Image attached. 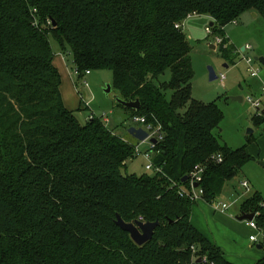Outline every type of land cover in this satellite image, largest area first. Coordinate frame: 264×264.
<instances>
[{
    "label": "trees",
    "instance_id": "16d2710c",
    "mask_svg": "<svg viewBox=\"0 0 264 264\" xmlns=\"http://www.w3.org/2000/svg\"><path fill=\"white\" fill-rule=\"evenodd\" d=\"M248 13L264 20V0H0V264H232L192 225L195 202L171 185L187 186L182 179L202 166V198L213 203L254 160L248 146L220 143L216 103L193 98L183 31L189 18H210L221 57L233 62L225 28ZM51 38L73 56L79 79L110 71L117 97L139 101V111L118 106L159 129L152 159L161 174L125 175L139 141L98 117L82 124L66 107ZM242 210L264 236L261 194ZM117 215L160 226L138 246Z\"/></svg>",
    "mask_w": 264,
    "mask_h": 264
},
{
    "label": "rangeland",
    "instance_id": "374dc122",
    "mask_svg": "<svg viewBox=\"0 0 264 264\" xmlns=\"http://www.w3.org/2000/svg\"><path fill=\"white\" fill-rule=\"evenodd\" d=\"M252 16L253 14H246L241 22L237 25H229L225 31V37L227 38L229 35L240 51L243 48L241 46H245V52L240 54L241 57L236 60L235 64L228 65V68L224 67L225 60L219 51L221 43L216 44L215 36L209 35L206 31L210 27V19L207 17L189 18L183 26V31L192 48L191 58L195 72L193 98L206 104L216 103L223 112L224 118L221 127L215 131L222 145L234 150L248 146L254 155V157L252 156L254 160L244 166L242 171L227 183L222 194L212 204L198 200L194 210L205 218L209 209L221 208L223 204H227L229 206L227 214L234 216L233 218L240 224L247 222V220L239 221L237 218L241 214L240 205L243 202V199L241 200L243 193L251 189L252 194L258 191L264 199V167L260 164V162H264V124L256 126L253 123V117L258 111L247 102L249 97L254 99L262 97L264 64L255 59L263 58L261 52L264 54V20L261 17L256 19ZM50 43L55 54L53 63L61 76V92L66 107L74 111L75 116L82 124L89 120L92 114L98 118L107 114L110 119L109 127L114 134L133 141L135 138L129 135L128 129L141 125L132 122L129 119L130 114L118 106L115 90L112 89L110 93H106L108 86L112 87V72L96 71L79 79L75 75L73 56L65 54L64 57L53 38L50 39ZM210 43L216 45V51L209 50ZM246 46H250L253 50L246 49ZM243 58L251 59L253 61L251 66L247 65ZM209 67L215 70L218 76L217 80L210 81ZM251 69L259 72L257 78L251 76L249 71ZM222 75L225 76L223 82L221 81ZM170 77V73H167L161 80L168 82ZM85 82L88 83V87L85 86ZM166 96L167 99H170L171 92H167ZM234 97H242L244 102L235 101ZM263 108L264 100L262 110ZM136 141L135 139V143H137ZM147 149V144L141 146L142 154L127 163V168L123 172L125 175L141 176L152 173L145 168L147 161L144 153L147 152ZM253 150H256L258 154ZM260 151L261 155H259ZM245 180L250 183L249 189H245L241 185ZM250 194L244 196V199L250 197ZM205 211L206 214H204ZM215 225L221 227V224L217 222ZM253 235L257 236L258 242L264 240L261 232L254 231ZM239 236H242V232L239 233ZM240 242L241 248H249V242L247 243L243 239ZM258 242L253 245L255 251H257ZM238 254H240L239 251Z\"/></svg>",
    "mask_w": 264,
    "mask_h": 264
},
{
    "label": "crops",
    "instance_id": "0c3cea01",
    "mask_svg": "<svg viewBox=\"0 0 264 264\" xmlns=\"http://www.w3.org/2000/svg\"><path fill=\"white\" fill-rule=\"evenodd\" d=\"M250 14H253L252 18L257 19L258 17H260L256 13H250ZM244 16H246V15H244ZM243 17L239 21H237V23H235V24L237 25L239 22H241ZM208 19H210V18H208ZM211 23L212 22L210 19L209 26L211 25ZM228 27L225 28V31ZM227 38L229 39L230 44H232L236 49V50H234V53H233L234 56L236 57V59L233 62H226L225 61L224 67H226V68L229 67L228 65L235 64L236 60L239 57H241L240 54L242 52H245V50L243 51V48L245 46L242 45L241 47H243V48H242V51H240L239 47L234 43V41L232 40L231 37H229V35L227 36ZM246 45H248V44H246ZM216 49H217L216 45H213L212 43L209 44V50L216 51ZM251 50H253V49H251ZM261 57H263V59H264L263 52H261ZM258 76L253 77V78H257ZM263 90H264V86H263L261 91L263 92ZM262 100H264V97L262 98ZM247 151L251 156L254 157V155L250 151V149L247 148ZM253 151H255L258 154V152L256 150H253ZM261 154H262V152L260 151L259 155H261ZM245 181H247V180H245ZM249 188H250V183H249ZM249 188H245V189H249ZM249 193H251L250 197L244 199V196H246V195L248 196ZM256 193L261 194L258 191L254 192L252 194L251 189H250V191H246L243 193V196L241 197V200L243 199V202L240 205V212H241L240 216L243 213L242 206L245 203V201L250 199ZM261 196H262V194H261ZM262 198H263V196H262ZM200 200L206 202L203 198H201ZM263 201H264V199H263ZM206 203H209V202H206ZM195 204H196V202H195ZM195 204H194V206H195ZM210 204H212V203H210ZM194 206L192 208V214H191L192 225L202 235H204L210 242H212L214 245H216L218 248H220L222 250V252L224 253L225 259L227 261H229L232 264H256L258 261H260L264 258V249L262 248V245L260 244L262 241L258 242L259 245H257V251H255L253 249V245L255 243H252L249 238L251 235H253L254 231L248 226V224H247L248 221L246 222V224L245 223H242V224L237 223L236 220L233 218L234 216L227 214V210L229 208L227 210H223L220 207L219 208H213V210L209 209L207 214L205 211L204 214H206V215H205V218H203V216L200 215V213H198L197 211L194 210ZM216 222L221 224L220 226L222 228L217 227L215 225ZM240 232H242L241 237L239 236ZM241 238L243 240H245L247 243L249 242V244H248L249 248L248 249H244V248H241L239 246V244L241 243L240 241L242 240ZM259 247H261V248H259ZM238 251L240 252V254H238Z\"/></svg>",
    "mask_w": 264,
    "mask_h": 264
},
{
    "label": "built area",
    "instance_id": "2783aa9c",
    "mask_svg": "<svg viewBox=\"0 0 264 264\" xmlns=\"http://www.w3.org/2000/svg\"><path fill=\"white\" fill-rule=\"evenodd\" d=\"M206 31H207V33L209 35H213V30H212L211 27L207 28ZM215 38H216V42H217L216 44L222 43V39L220 37H215ZM246 49L249 50V49H251V47L250 46H246ZM244 60L247 63V65L251 66V64L253 63V61L251 59L244 58ZM249 71H250L252 77H256V76L259 75L258 71H254L252 69L249 70ZM90 74H91L90 72L86 73V75H90ZM75 75L76 76L79 75L77 70H75ZM224 80H225V76L222 75L221 76V81L223 82ZM85 86L88 87V83L85 82ZM263 97H264V90L262 92V97H260V98H256V99L251 98V97L247 98V102L249 104H251L255 109H257V111L260 112L261 114H263L262 111H261L262 110V106H263V100H262ZM94 117H96L94 114L90 115V119H93ZM101 119L107 126H109L110 119H109L107 114H103ZM132 122H134L135 124L141 125L140 127H142L149 134V137H148V139L146 141L139 142L137 144V146L135 147V155H136V157L138 155L142 154L141 146L144 145V144H147L148 145V149H147V152L144 153V157H145V159L147 161V164H146L145 168L149 172H152V173H155V174L156 173L161 174L162 170L160 168H158V167H155V165L153 163V159H152L153 152L155 150V146L156 145H154V144H152L150 142V140L152 138L157 139V136H158V133H159V129H154L151 126H147L146 125V120L143 117L135 116L132 119ZM213 159L215 161H217L218 163L223 162V159H222V157L220 155L214 156ZM204 172H205L204 167L199 166V165L195 166L194 169L187 176L188 177V181L186 182V183H188L187 186L180 185L178 183L172 182L171 189L177 188V193H178V195L181 198H187V199H189L192 202H196V201L200 200L203 197V195H204V189L200 186L201 183L203 182ZM195 185H198V187L196 188ZM241 185L243 187H245V188H249V182L248 181H243L241 183ZM221 208L223 210H227L229 208V206L227 204H223L221 206ZM140 221L142 222L143 219L140 218ZM247 224L254 231L261 232V229L259 228V226L256 224V222L254 220L253 221H248ZM250 241L252 243H257L258 242L257 236L251 235L250 236ZM201 264H210V263H209V260L206 257H202L201 258Z\"/></svg>",
    "mask_w": 264,
    "mask_h": 264
},
{
    "label": "water",
    "instance_id": "95a60500",
    "mask_svg": "<svg viewBox=\"0 0 264 264\" xmlns=\"http://www.w3.org/2000/svg\"><path fill=\"white\" fill-rule=\"evenodd\" d=\"M211 27L213 26V23H211L210 25ZM245 50V47L243 48V51ZM256 61L260 60L261 63L264 64V59L263 58H256ZM209 78L210 81H215L218 79V76L216 75L215 70L212 67H209ZM112 90L111 86H108L106 93H110ZM116 100L118 102V105L123 106L124 108L127 109H131V110H135V111H139L140 110V103L139 101L136 102H125L123 100H121L119 97H116ZM235 101H238L240 103H243L244 99L242 97H234ZM262 113L264 114V108L262 110ZM128 133L129 135H131L133 138H135L137 141L139 142H144L148 139L149 134L142 128V127H131L128 129ZM252 133V131H251ZM150 142L154 145H156L158 143L157 139L152 138L150 140ZM261 166L264 167V162H260ZM188 181V177L185 176L182 179V182H187ZM195 187L197 188L198 185H195ZM238 219L240 221H253L255 219V215L254 214H243L240 217H238ZM116 225L123 231L127 232L131 239L133 240V242L138 245V246H144L145 244H147L148 242H150L153 237H154V233L156 228H158L160 226V223L157 222H141V221H136L134 223H126L120 215H117L116 217ZM261 248V247H259ZM197 263L200 264L201 263V259L197 260Z\"/></svg>",
    "mask_w": 264,
    "mask_h": 264
}]
</instances>
